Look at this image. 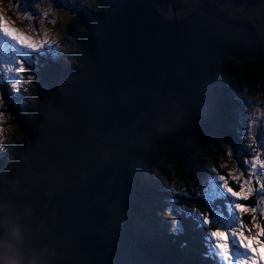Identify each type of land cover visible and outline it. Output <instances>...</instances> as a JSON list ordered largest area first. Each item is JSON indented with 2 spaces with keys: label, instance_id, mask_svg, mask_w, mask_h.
Instances as JSON below:
<instances>
[{
  "label": "water",
  "instance_id": "obj_1",
  "mask_svg": "<svg viewBox=\"0 0 264 264\" xmlns=\"http://www.w3.org/2000/svg\"><path fill=\"white\" fill-rule=\"evenodd\" d=\"M204 4L170 9L153 0L108 2L105 29L112 33L96 29L93 50L91 43L84 48L87 71H68L54 88L64 101L48 106L0 191V209L14 206L21 225L25 264L33 256L38 264H140L135 251L112 246L99 230L108 235L110 220L125 223L123 211L138 201L135 169L160 141L158 131L211 115L223 103L221 84L210 75L217 54L257 53L253 27ZM145 5L149 11L142 13ZM97 80L104 88L94 86ZM86 86L85 93L74 90ZM262 133L257 127V137ZM6 215L0 210V243L10 239ZM125 232L146 264H159Z\"/></svg>",
  "mask_w": 264,
  "mask_h": 264
},
{
  "label": "trees",
  "instance_id": "obj_2",
  "mask_svg": "<svg viewBox=\"0 0 264 264\" xmlns=\"http://www.w3.org/2000/svg\"><path fill=\"white\" fill-rule=\"evenodd\" d=\"M92 1L94 5L88 2L89 8L87 10H80L78 13L79 17H75L70 26V31L74 33L78 45L75 59L73 58L71 60V66H74V68L80 67L83 58V48L86 45L90 30L101 15L108 10L106 6L103 7L101 5L100 0ZM189 2L190 0H171V6L173 7L170 6L169 8H183L187 6ZM4 5L3 1V8ZM258 5L260 6L257 9L264 6L261 0H208V6L212 12L220 16L235 17L236 21L242 23L245 19L239 18V15L242 12H247V10H254L252 8ZM96 9H101V12L97 15L94 14ZM81 15L84 17V20H82ZM249 26L256 30L257 36L259 37L264 30V18L260 20L259 24H250ZM43 47L46 49L44 51L40 49V51L44 53L43 55L33 54V63L29 69L27 84L26 86H22L24 87V91L22 90L20 93L9 95L10 89L8 85H3L6 101L0 100V105H2L0 111L4 112L5 119L2 130H0V187L11 180L15 168H17L18 156L29 140L40 131L42 124L35 119L39 114L43 115L47 107L52 104L53 93H50L51 82L49 80V75H46L42 69L47 58H59L60 55L52 50H47L49 49L48 43H44ZM105 48L104 44L102 49ZM218 58L219 57L213 62L215 66ZM225 58L228 59L227 57ZM242 59L239 60L233 57L235 62L230 60V63H233L231 65L233 70L230 72L235 73L237 77L243 81V87H245L249 81H252L255 86H258V88L254 87L256 91L260 92L261 89L264 88V76L260 75V78H256L254 75H251L248 70H244L246 66L250 67L251 65H257L249 61H243ZM55 62H57V60ZM260 68L264 69V67ZM214 77L215 84H221L222 90L224 87L222 83L229 85L225 74H219L218 76L214 74ZM53 78H55V75L52 79ZM222 97L224 100L223 103H218L215 113L207 115V117L204 116L205 121L210 129H213L210 125H217V122L220 124L217 128L223 129V127H225L223 119H226L233 127V130H236L235 127L240 130L241 135L235 140H232L234 143H232L231 147L237 154H242V158L238 159L242 162L243 159L251 155V151L246 147L248 144L246 132L249 127V121L246 119L247 124L239 122V117L232 112L231 105L225 99L224 91ZM241 100L242 102L245 100L252 101L250 97H241ZM256 105L258 107L257 110L264 108V100H258ZM227 111L229 112L228 115L226 114ZM199 118L200 117L193 116L191 119H184L181 122V126L176 129L167 132L166 130L158 131L160 134V141L153 142L151 147L152 152L150 151V159L155 164L158 162L161 166L157 169L156 174H153V170L150 172L149 169L143 168L146 164L143 161L139 162V166L136 168V175L138 177V186L136 188L138 201H136L135 209L128 210L125 215L132 226L133 232L137 234L139 243L144 246L147 252H150L158 258L162 264H175L173 259V255L175 254H180L185 257L187 264H190L192 260H194V264H214L213 260L205 257L207 251L205 246L207 229L198 225L193 210L195 209L201 213L207 211V205L203 195L210 194L206 192L208 182L212 177L210 168L216 169L221 175H227V168L233 165L228 162L230 158H226L224 154L225 150L223 148L219 150L218 145L222 146V144L218 135H210L215 141H218L216 142L217 144H215L216 147L213 148L207 139L199 136V132L192 133V131L187 130H191L193 126H196L199 122ZM263 124L264 118L260 120L258 126ZM260 127L264 128V126ZM160 131H164L165 134ZM224 132L230 135V132H228L226 128ZM200 134H202V132ZM261 136H264V133H262ZM252 150L259 151L260 149L253 144ZM182 153H184V157ZM221 154L223 155L221 156ZM225 160L227 162H225ZM167 161L170 167H165ZM225 164H227V167H225ZM234 164L237 166L236 159H234ZM208 173H210V175H208ZM179 174H181V176L184 174L183 179L186 181L187 187L185 191L180 189V186H182L181 182L178 180L175 181L179 177ZM151 175H153L154 178H152ZM161 179L168 181L161 183ZM196 185H199L202 189L197 190ZM254 185L256 184L254 183ZM169 186H171V189ZM231 186L239 190L236 184H232ZM168 197L173 201L171 206L172 211L169 213H172L173 216H181L182 220L179 221L175 218V221L169 224V228H165V224L168 220L165 217H161V210L163 209L165 201L168 200ZM243 202L256 206L257 195L254 193L249 200ZM215 203L222 205L224 201L217 200ZM184 208L187 209V213L181 211V209ZM190 214L194 216H190ZM136 215L145 218L144 221L151 218L155 228L146 233L142 225L137 221ZM255 215L258 222L264 225V215H262L261 212ZM252 216V213H248L244 216V221L249 227H252ZM177 221L179 222L180 231L178 234H173L171 230L172 224ZM190 224L192 227H189ZM255 231L256 229L253 228V232ZM155 238L158 241L153 240Z\"/></svg>",
  "mask_w": 264,
  "mask_h": 264
},
{
  "label": "snow or ice",
  "instance_id": "obj_3",
  "mask_svg": "<svg viewBox=\"0 0 264 264\" xmlns=\"http://www.w3.org/2000/svg\"><path fill=\"white\" fill-rule=\"evenodd\" d=\"M49 2L52 3V0ZM2 3L3 0H0V5ZM9 8L17 20L30 21L31 24L27 32L14 27L15 21H8L3 15L4 9L0 7V100L5 101L3 85H8L9 95L24 91L22 86L27 84L33 54H44L40 49L46 39L49 49L58 51L44 27L45 19L56 23L55 18H50L54 8L44 6L42 0H11ZM249 116L246 147L251 155L242 162L238 160L236 169L227 175H221L216 169L210 168L212 177L206 189L210 194L203 195L207 211L201 213L193 210L198 225L207 229L205 257L213 260L214 264H264L259 253V248L264 247V225L258 222L255 215L258 212L264 215V210L259 207L260 202L264 201V143L257 137V127L264 118V108L250 112ZM4 123V112L0 111V130ZM253 144L260 150H252ZM228 154L225 152V155ZM231 155L237 158L233 150ZM254 183L258 184V188L254 187ZM232 184H236L239 190L232 187ZM254 193L257 195L256 206L243 202ZM217 200L224 203L216 204ZM181 211L187 213L186 208ZM248 213L253 214L252 227L244 221ZM171 230L173 234L179 233L178 221L172 224Z\"/></svg>",
  "mask_w": 264,
  "mask_h": 264
},
{
  "label": "rangeland",
  "instance_id": "obj_4",
  "mask_svg": "<svg viewBox=\"0 0 264 264\" xmlns=\"http://www.w3.org/2000/svg\"><path fill=\"white\" fill-rule=\"evenodd\" d=\"M3 1L5 4L4 8H3L4 9L3 13H4V16L7 18V20L8 21H15L14 27L20 26V27H22L21 30L27 32L29 30V25L31 24V22L30 21L21 22L20 20H17L14 13H13V10L11 8H9V3L11 2V0H3ZM153 1H155L156 4H158L159 6H162L164 8H168L171 6V0H153ZM212 1H216V0H212ZM231 1H239V0H231ZM88 2H90L91 5H94L92 0H52V3H50L49 0H42V3L44 6L49 7V8H54V10L50 13V18H55L56 23L53 24L51 22V19H45L44 27L48 30L51 41H52L53 45L57 46V48H58L57 53L60 55L59 58H52V57L47 58V60L44 63L43 69H42V71L46 75H49V80L51 82V87H50L51 92L50 93L53 92L54 88L56 86H58V84L60 82L64 81V78H65L66 73L68 71H70L72 69L76 70L79 68V67L74 68V66H71V60L73 58L75 59V54L78 51V45L76 43L74 33H72L70 31V26H71L73 19H75V17L78 16V9L80 11V10H87L89 8L88 4H87ZM190 2H194V0H190ZM261 2H263V4H264V0H261ZM101 5L103 7L106 6L105 3H101ZM259 6L260 5L254 6L252 8L254 10H252V11L247 10V12L246 11L242 12L239 15V18L245 19V21L243 22L245 25L259 24L260 20L262 18H264V6L260 7V9H257ZM100 12H101V9L95 10V13H100ZM224 17H226V16H224ZM227 18L229 20H231L232 22L233 21L237 22L235 17H229L228 16ZM234 27H236V25L232 24V26L230 27V30H235ZM45 42H48L47 39L45 40ZM57 42H58V44H57ZM97 45L99 47V44H97ZM256 49H257V53L254 51H251L250 53H253L252 56L246 57L242 60L243 61H249L252 64H256L257 66H252V65L250 67L246 66V67H244V70H248L251 75H254V77H256V78H260L259 77L260 75L264 76V69L260 68V67H264V66H262L258 63L259 60L261 59V57L264 58V30L262 31V34L259 35V37L257 36ZM218 56L220 57L221 53L217 54V57ZM56 60H57V62H55ZM224 60L230 62L229 58L228 59L224 58ZM225 69L226 70H224V73L226 72L227 77L230 79V80H228L229 85L222 83V85L224 86L223 91L225 94V99L231 105L232 112L239 117V120H240L239 122L247 124V121L250 120L249 113L252 111H257L258 107L256 105V102L260 99L264 100V88L261 89L260 92H257L254 87L258 88V86H255L252 81H249L248 84H246V86L243 87L242 86L243 81L240 80L235 73L230 72L233 69L232 68L227 69L226 67H225ZM54 75H55V78L52 79V77ZM241 97L242 98H249L250 97L252 99V101L251 100H245L242 102ZM52 104H53V95H52ZM48 108L49 107H47L46 111L48 110ZM46 111L44 112L43 115L39 114V116L35 119L37 121H40V124L42 122V119L44 118ZM226 114L228 115L229 112L227 111ZM246 119H247V121H246ZM223 122L225 123V127H223V129L217 128L220 126L219 122H217V125H214V124L210 125L213 128V129H210L208 127L207 122L205 121V118L201 117L199 122L196 124V126H193L194 129L191 126L192 129L191 130L187 129V130L192 131V133L199 132V136H201L204 139H207L213 148L216 147L215 144H217L216 142H218V141L217 140L215 141L210 135H218L220 137V142L222 144V146L218 145V148H219V150H221L223 148L225 150V152L229 153L228 155H226V158L229 157L230 160L228 162L231 165H233V166L227 168V170L229 172L231 170L236 169V166L234 164V159H236V161L238 163V159L242 158V154H237L234 151V149L231 147L232 143H234V141H232V140H235L237 137H239L241 135V132L235 126L234 127L236 130H233V127L229 124V122L226 119H223ZM260 126H264V124L260 125ZM260 126H258V129L260 128L262 130V132L264 133V128H262ZM188 127H190V126H188ZM225 128L228 130V132H230V135L224 132ZM167 131H170V130H166V132ZM160 132L161 133L163 132V134H165L164 131H160ZM201 132H202V134H200ZM229 139H231L230 142H229ZM258 139L262 143H264V136H260V137H258ZM27 144H26V146H27ZM26 146L24 147V149L26 148ZM232 150L236 154L237 158H234L231 155ZM151 152L145 158L140 160V162H142V161L145 162L146 164L144 165L143 168L149 169L150 172H151V170H153V174H156L157 169L161 166L158 162H157V164H155L150 159ZM182 155L184 157V153H182ZM222 155L223 154H221V156ZM187 159H188V157H187ZM225 162H227V161L225 160ZM165 167H170V165L168 164V161L165 163ZM16 171H17V168H15L13 175L16 173ZM173 175H174V173H173ZM208 175H210V173H208ZM151 177L154 178L153 175H151ZM183 177H184V174H183V176H181V174H179V177L175 181H177V180L180 181L182 184V186L179 185L180 189L185 191L187 189V187H186V181L183 179ZM173 180H174V176H173ZM164 181H168V180L161 179V183H163ZM2 187L3 186L0 187V191H1ZM196 187H197V190L202 189L199 185H196ZM254 187L258 188V185L256 184V185H254ZM169 188L171 189V186H169ZM161 195H162V193H161ZM172 204H173L172 199L168 197V200L165 201L163 209L161 210V213H162L161 217H165L168 220V222L165 224V228L166 227L169 228V224L171 222H174L175 218H177L179 221L182 220L181 216H177V215L173 216L172 213H169L172 211L171 210ZM259 207L262 210H264V201L260 202ZM133 209H135V206L132 207L131 209H126L123 211V215H124L123 220L125 222L124 224H125V227L127 229V232L130 235L134 236L135 242L138 244V246L140 247V250L143 253L154 256L150 252H147L144 249V246L139 243L137 234H135L133 232L132 226L130 225L128 219L126 218L125 213L128 210H133ZM163 211H166L168 213L163 212ZM190 216H194V215L190 214ZM136 219L142 225V227L146 233L149 230H152L153 228H155V225L152 223L151 218H148L146 221H144L145 218H143L140 215H136ZM189 227H192V225L190 224ZM153 240L158 241L156 238ZM250 243H252V242L250 241ZM153 244H156V243H153ZM259 253H260L262 259H264V247L259 248ZM155 259L158 261L159 264H162L158 260V258L155 257ZM173 259H174L175 264H187L185 261L186 258L181 256L180 254L173 255ZM194 263H195L194 260H192L190 264H194Z\"/></svg>",
  "mask_w": 264,
  "mask_h": 264
},
{
  "label": "bare ground",
  "instance_id": "obj_5",
  "mask_svg": "<svg viewBox=\"0 0 264 264\" xmlns=\"http://www.w3.org/2000/svg\"><path fill=\"white\" fill-rule=\"evenodd\" d=\"M203 6H205L209 12H212V11L210 10L209 6H208V0H205V4H204ZM171 7H173V6H171ZM148 11H149V10H148L147 6L145 5L144 10H143L142 13H146V12H148ZM106 13H107V11L101 15V17L98 19V21L96 22V24H95V25L92 27V29L90 30L89 37H88V39H87L86 45L84 46V48H85L89 43H91V47H90L89 51L93 50V41H95V39H96V33L99 31V30H96V29H98L99 27H102L103 29H101V30H103L104 32H106L108 35H110V34L112 33V32H110L109 29H105V28H108V27H109V24L111 23L110 19H109V18L107 17V15H106ZM238 23L244 24V23L239 22V21H238ZM158 24H160V23H158ZM168 25H169V24H168ZM221 26H222V25H221ZM221 26H220V27H221ZM95 30H96V31H95ZM93 31H95V32L92 34ZM92 35H93V36H92ZM102 35H103V33L99 34V36H102ZM99 36H98V37H99ZM137 36H139L138 32H137ZM102 37H103V36H102ZM223 45H224V43L222 42V45H220V46H223ZM84 48H83V58H82V60H81L80 67H79L78 69L75 70V71H77V72H81V73H85V72L87 71V68H88V65H89V63H88V59L85 57ZM94 48H96V47H95V44H94ZM222 54H223V55H229V56H231V57H235V58L241 60V59L238 58L237 56H235V55H233V54H231V53H228V52H226V51L223 52ZM215 59H216V58H215ZM214 61H215V60H214ZM214 61H213V62H214ZM213 62H212L213 69L210 71V75H211V77H212V79H213V82H214V84H215L216 82H215V77H214V74H215V73H214V72H215V70H216V66H215V64H214ZM215 85H216V84H215ZM94 86H98V87H100V88H104L105 84H104L102 81L97 80V82L94 83ZM74 90H75L77 93H85L87 90H89V87L86 86V87H84V88H78V89L76 88V89H74ZM60 97H61V101H64V96H63V92H62V90L58 91L57 93H53V103L58 102V98H60ZM67 100H68V96H66V98H65V101H67ZM51 105H52V104H51ZM42 125H43V124H42ZM139 162H140V161H139ZM139 162H138V163H139ZM138 166H139V165L137 164V167H138ZM134 173H136V169H135V172H134ZM137 180H138V179H137ZM135 188H137V186H136ZM136 190H137V189H136ZM110 195H111L110 192L105 193V194L103 195V197H102V201H106V200H107V197H109ZM117 198H118V201H124V200H125V197H123V196H121V195H117ZM123 223H124V222H123ZM125 231H127V229H126V227H125V224H123L122 227H121L120 225L115 226L113 220H110V226H109V230H108V235H106V232L103 231L102 229L99 230V233H100V235H101L104 239L108 240V242H109L112 246H117V247H119V248L126 249V250L129 251V252L135 251L136 258H137V260L140 262V264H146V263H145L146 260H144V259L141 257V255L139 254L138 250H136V249L133 247V245H132L131 241L129 240V238L127 237V234H126Z\"/></svg>",
  "mask_w": 264,
  "mask_h": 264
},
{
  "label": "clouds",
  "instance_id": "obj_6",
  "mask_svg": "<svg viewBox=\"0 0 264 264\" xmlns=\"http://www.w3.org/2000/svg\"><path fill=\"white\" fill-rule=\"evenodd\" d=\"M7 213L5 224L10 239L0 243V264H25V256L21 248L23 232L15 215L14 206L5 205L2 209ZM28 264H38V257L33 256Z\"/></svg>",
  "mask_w": 264,
  "mask_h": 264
},
{
  "label": "flooded vegetation",
  "instance_id": "obj_7",
  "mask_svg": "<svg viewBox=\"0 0 264 264\" xmlns=\"http://www.w3.org/2000/svg\"><path fill=\"white\" fill-rule=\"evenodd\" d=\"M106 1L107 0H100V3H106ZM78 13H79V9H78ZM94 14L95 15H97L98 13H95L94 12ZM77 17H79V16H77ZM81 18H82V20H84V17L81 15ZM72 24V23H71ZM225 57H228L229 58V60H232L233 62H235L234 60H233V57H229V55H222V56H220L217 60H216V70H215V76H218L219 74H222V75H224L225 74V77L228 79V80H230L228 77H227V74H226V72L224 73V70H226L225 69V67L227 68V69H230L231 68V65L233 64H231L230 62H228V61H225L224 60V58ZM260 65H262V66H264V58H262L261 57V59L259 60V62H258ZM235 64V63H234ZM224 73V74H223ZM205 117H207V116H205ZM205 117H203V118H205ZM199 120H200V118H199ZM229 142H230V139H229ZM231 146V145H230Z\"/></svg>",
  "mask_w": 264,
  "mask_h": 264
}]
</instances>
